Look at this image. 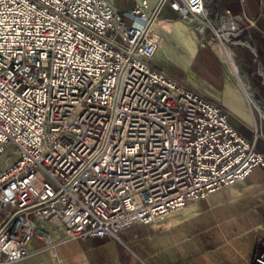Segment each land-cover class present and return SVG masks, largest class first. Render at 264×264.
Returning <instances> with one entry per match:
<instances>
[{"label":"built area","instance_id":"obj_1","mask_svg":"<svg viewBox=\"0 0 264 264\" xmlns=\"http://www.w3.org/2000/svg\"><path fill=\"white\" fill-rule=\"evenodd\" d=\"M131 1L0 0V264L27 258L33 238L56 257L60 242L154 224L264 168L257 129L243 137L153 63L167 10L241 45L254 19L227 8L216 27L214 0ZM250 262L264 264V240Z\"/></svg>","mask_w":264,"mask_h":264},{"label":"crops","instance_id":"obj_2","mask_svg":"<svg viewBox=\"0 0 264 264\" xmlns=\"http://www.w3.org/2000/svg\"><path fill=\"white\" fill-rule=\"evenodd\" d=\"M113 1L120 11L133 4L131 0ZM212 7V19L214 17L219 23L216 13L223 15L227 8L233 15L245 12L254 19L255 27L243 29L238 36L248 41L251 48L237 44L232 49L238 67L257 85L255 92H264V0H244L242 3L240 0H214ZM163 14L167 18L175 15L169 10ZM243 25L244 20L237 22V27L243 28ZM156 32L169 50L178 49L184 59L180 64L183 67L179 70L181 75L167 73L180 83H189L211 100L222 102L243 137L252 138L250 126L259 129L261 135L256 148L264 153V122L255 115L253 102L230 81L227 69L225 79V71L211 50L199 47L196 52V43L188 29L178 22L166 21L154 34ZM153 59L160 62L156 56ZM187 66L192 75L182 72ZM262 104L263 107L257 104L256 110L264 117V100ZM262 240L263 167L252 170L241 184L220 188L204 200L191 202L183 210L161 218L153 225H133L122 231L117 239L104 237L60 242L53 247L56 254L53 257L44 247V239L33 238L29 256L13 264H250ZM146 243L148 252L144 251Z\"/></svg>","mask_w":264,"mask_h":264},{"label":"rangeland","instance_id":"obj_3","mask_svg":"<svg viewBox=\"0 0 264 264\" xmlns=\"http://www.w3.org/2000/svg\"><path fill=\"white\" fill-rule=\"evenodd\" d=\"M106 1H108V2L110 1L116 7L115 2L113 0H106ZM124 16H125V20H127L128 22H131L132 19L129 16H126V15H124ZM169 20L170 21H174V22H178V24H180V26H182L183 28L188 29V31H189V33L191 35L192 40L194 41V43H196V46H197L196 52H197V50H198L199 47H208L211 50V52L213 53V55H215V57H217L219 59L221 65H222V68L225 71V73H224L225 79H226L227 71H229L230 72V75H229L230 76V81H232V83L234 84V86H236L237 88H241L240 86H238V82H241V81L244 82V79L242 78V76H244L246 78L247 77V75H246L247 73L245 71H242L238 67V65L236 63V56H235L234 50L232 49V46L233 45H237V43L235 44V42H227L228 39H229L231 30L224 29V28L220 30V34L221 33L223 34V33L226 32L227 35H228L227 36L228 39L226 41L227 43L225 42V47H223L222 45H220L221 44L219 42L220 41V38L217 39V40L216 39H213V41H210L211 40V37H212V31L210 29H207L206 28L203 31H200L201 29H203L202 28L203 25H201V24L200 25L199 24L197 25L195 22H193L194 23V26H193V25L189 24L186 21V19L180 18V16H178L177 14H175L174 16H171L169 18H167V17L164 16V18L161 19L160 22L155 23L154 28H153L154 29L153 31L157 30L158 27H160L161 25L164 24V22L169 21ZM223 20H224V18H223ZM220 23H221V20H220ZM220 23H219V21L215 20L214 17H213V25L214 26H216V27L217 26H220L219 25ZM197 28H199L200 30L197 29ZM240 33H242V32H240ZM240 33L236 37H233V40L232 41H234V39H240L241 40V38L238 37L240 35ZM156 34H157V36H156ZM153 35L156 37V39L158 41V44H159V47H158V50H157L155 56L158 59H160V62L159 63H156L153 60L154 66L162 69L163 71H165V73H167V72L173 73L176 76L181 75V72L179 70H182L183 67L180 64H183L184 63V59H182L180 57V52L178 51V49L177 50H175V49L169 50L168 47L166 46V44H164V42H162L163 40L161 39V36H160V34L158 32H156L155 34L153 32ZM243 40H245V39H242L241 41H243ZM245 41H243L244 44L246 43ZM215 44H217V48L214 49V45ZM238 45L243 46L241 44H238ZM244 46L248 47L247 45H244ZM195 53H194V55H195ZM225 53H227L229 56H231V58L227 59V57L225 56ZM228 64L231 66V68H230V66L228 67ZM188 66L186 67V69L184 68L185 71H182V72L184 74L192 75L191 69H189ZM226 69H227V71H226ZM236 70L239 72V75L241 76V79H239V80H236L235 77H234L235 72H237ZM181 84H183V83H181ZM183 85H186V86H188V87H190V88H192V89H194V90H196L198 92H201L197 88L191 86L187 82H185V84H183ZM251 85H252V89L251 90L248 89V91L247 90L246 91L242 90V91L244 92V94H246V96L249 98V100H251L253 102V109H254L255 115H257L258 118H261L262 122H264V118L261 115H259L258 112H257V110H256L257 104L259 106H262L263 107L262 100H264L263 99L264 98V92L262 91L259 94L256 93L255 91H256L257 85H255L254 82H251ZM201 93L208 100L213 101V102H217L226 111L227 115L229 116L230 123L237 129V127L231 121V112L229 111V109L222 102H219V101H216V100L215 101L214 100H211L203 92H201ZM260 99H262V100H260ZM262 114H264V108L262 110ZM263 125H264V123H263ZM258 128H260L259 125H258ZM250 129L253 131V136H254L255 135V131L252 128V126H250ZM257 130H258V135L260 136L261 135L260 134V131H259V129H257ZM253 136H252V138H253ZM252 138H249V139H252ZM239 184H241V183H239ZM235 185H237V184H235ZM229 188H231V187H229ZM166 217H168V216H166ZM162 218H164V217H162ZM136 225H138V224H136ZM150 225H153V224H150ZM121 232H119L116 235V237H113V238H116L117 239L118 238V235ZM144 251L145 252H148L147 251V243H146V246L144 248Z\"/></svg>","mask_w":264,"mask_h":264},{"label":"bare ground","instance_id":"obj_4","mask_svg":"<svg viewBox=\"0 0 264 264\" xmlns=\"http://www.w3.org/2000/svg\"><path fill=\"white\" fill-rule=\"evenodd\" d=\"M193 22H195L197 25H198V24H199V25H200V24H201V25H204L203 22L200 21V20H198V21L195 20V21H193ZM155 23H157V22H155ZM155 23H154V25H155ZM154 25H153L152 28H151V30H152V35H153V32H154V31H153V30H154V29H153V28H154ZM230 28H231V27H230ZM229 30H231V29H229ZM229 30H228V31H229ZM153 36H154V35H153ZM227 36H228V35H227L226 32L223 33V34H222V33L219 34V38H220V41H219V42L221 43L220 45H222L223 47H225V42H226L227 39H228ZM219 38H218V39H219ZM226 43H227V42H226ZM217 44H218V43H217ZM217 44L214 45V49L217 48ZM225 56L227 57V59L231 58V56H229L227 53H225ZM236 71H237V70H236ZM234 77H235L236 80L241 79V76L239 75V72H238V71L235 72ZM242 78L245 79L244 76H242ZM241 82H243V81H241ZM246 90L248 91V89H245V91H246Z\"/></svg>","mask_w":264,"mask_h":264}]
</instances>
